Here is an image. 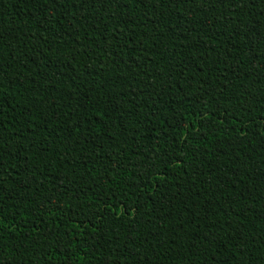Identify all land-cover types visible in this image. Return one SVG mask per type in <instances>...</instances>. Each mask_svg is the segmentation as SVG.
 <instances>
[{
    "label": "trees",
    "instance_id": "16d2710c",
    "mask_svg": "<svg viewBox=\"0 0 264 264\" xmlns=\"http://www.w3.org/2000/svg\"><path fill=\"white\" fill-rule=\"evenodd\" d=\"M0 264H264V0H0Z\"/></svg>",
    "mask_w": 264,
    "mask_h": 264
}]
</instances>
